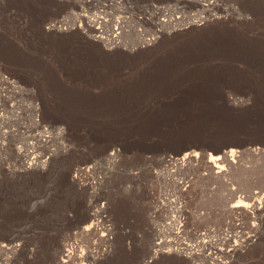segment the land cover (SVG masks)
Here are the masks:
<instances>
[{
  "label": "rangeland",
  "instance_id": "374dc122",
  "mask_svg": "<svg viewBox=\"0 0 264 264\" xmlns=\"http://www.w3.org/2000/svg\"><path fill=\"white\" fill-rule=\"evenodd\" d=\"M263 203L264 0H0V264H264Z\"/></svg>",
  "mask_w": 264,
  "mask_h": 264
},
{
  "label": "bare ground",
  "instance_id": "6f19581e",
  "mask_svg": "<svg viewBox=\"0 0 264 264\" xmlns=\"http://www.w3.org/2000/svg\"><path fill=\"white\" fill-rule=\"evenodd\" d=\"M89 2H90V0H84V4H87ZM119 3H120V1L117 4H119ZM153 8H156V6L153 7ZM75 18L76 19L74 21H82L81 19H85L86 21H93V20H90L89 19V15H88V13L85 10L81 11L80 13H75ZM98 20L99 21H106V20H104L102 18H99ZM61 21H63V20H61ZM115 21H124V18L123 17L122 18L119 17V18H116ZM161 21H164V20L161 19ZM57 24H59V26H60V23H57ZM117 26L118 27H114V29L110 33V35H107V38H108V39H106V42L107 43H111V44L117 43V41H118V36L117 35L119 34L118 29L120 28L119 27V24ZM102 39H105V38L102 37ZM233 152H234L233 150H230L227 153L224 152V154H222L218 158H221L222 162L227 161L229 163L230 162L232 163L233 162V159L235 158V156H233V154H232ZM193 157L194 156H192L190 154H188V155L185 154L182 158H179V159H172L170 157H169V159L168 158H162L161 163L168 165L167 166L168 170L170 171L171 174H174L176 171H184V170H187V168L192 164L190 162V160ZM85 172H86L85 169H77L75 171V173H74V178H75L76 182L79 185H82V180L83 179L81 180V178H82V174L85 173ZM220 175H221V172H220ZM220 175H219V178L218 179H221L222 180L223 179V175H221V177H220ZM178 180L180 181V182L178 181V185L180 186V189L187 188V183L185 181H182L181 178H178ZM93 184H94L93 182L92 183H90V182L88 183V185H93ZM262 206H264V203L262 204ZM262 206L259 205L258 207L261 208ZM94 212H95L94 216H98L100 214L99 212H97V209ZM99 223H100V221L99 220H96V224L94 226H96V227L99 226ZM158 251L159 250L154 251V254L157 255L158 254L157 253Z\"/></svg>",
  "mask_w": 264,
  "mask_h": 264
},
{
  "label": "crops",
  "instance_id": "0c3cea01",
  "mask_svg": "<svg viewBox=\"0 0 264 264\" xmlns=\"http://www.w3.org/2000/svg\"><path fill=\"white\" fill-rule=\"evenodd\" d=\"M72 215H73L72 212L66 213V216L69 217V218L72 217Z\"/></svg>",
  "mask_w": 264,
  "mask_h": 264
}]
</instances>
